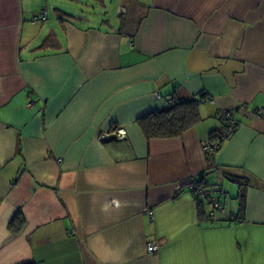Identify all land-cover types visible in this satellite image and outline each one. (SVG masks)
<instances>
[{"label":"crops","instance_id":"0c3cea01","mask_svg":"<svg viewBox=\"0 0 264 264\" xmlns=\"http://www.w3.org/2000/svg\"><path fill=\"white\" fill-rule=\"evenodd\" d=\"M202 94L180 136L141 130ZM241 103L209 168L199 139ZM261 107L264 0H0V264H264ZM113 128L125 138L97 140Z\"/></svg>","mask_w":264,"mask_h":264},{"label":"built area","instance_id":"2783aa9c","mask_svg":"<svg viewBox=\"0 0 264 264\" xmlns=\"http://www.w3.org/2000/svg\"><path fill=\"white\" fill-rule=\"evenodd\" d=\"M46 12L47 11L45 9H41L40 12L33 16V21L39 18L45 20L47 18ZM166 100L168 104L173 103V97L171 96L167 97ZM32 103L33 101L30 100L27 106H31ZM246 108L247 105L245 103H241L237 107L233 108H219L216 111V114H214L219 121V125L211 134L199 139L202 152L204 153L207 161L206 164H208L209 168L215 167V156L222 144L228 140V138H231L238 130L239 122L235 117V113ZM255 114L259 115V117H264V108L261 107L256 109ZM96 138L101 142L110 138L122 139L125 138V131L123 128H113L108 131H100L96 135ZM187 187V189H189L190 193L195 198L209 202L211 209L208 211V216L211 220H216L219 215L224 214V208L222 206L223 204L215 188L203 185L199 181L189 182ZM147 212L149 215L152 214L151 211ZM230 218L233 219L234 216H230ZM162 242L163 241L161 240L159 241L155 239L147 242L146 252L157 253V250L159 249Z\"/></svg>","mask_w":264,"mask_h":264},{"label":"trees","instance_id":"16d2710c","mask_svg":"<svg viewBox=\"0 0 264 264\" xmlns=\"http://www.w3.org/2000/svg\"><path fill=\"white\" fill-rule=\"evenodd\" d=\"M50 37L44 38L40 47L48 45ZM204 99V95L199 98L185 101L173 102L168 107L160 110L152 111L139 119V125L147 138H169L177 137L186 131L189 127L194 126L200 121L199 103ZM212 133V132H211ZM210 133V134H211ZM246 184L239 183L240 199L244 198L243 190ZM201 206L203 201H198ZM236 217L234 216V219ZM25 217L19 209L9 220L7 227L10 232L18 234L22 231L25 224ZM240 219V217H239ZM32 264V263H29Z\"/></svg>","mask_w":264,"mask_h":264},{"label":"rangeland","instance_id":"374dc122","mask_svg":"<svg viewBox=\"0 0 264 264\" xmlns=\"http://www.w3.org/2000/svg\"><path fill=\"white\" fill-rule=\"evenodd\" d=\"M47 7H48V8H50V5H48ZM48 8H47V10H46V11H48L47 13H49V15H50V16H52V15H51V13H50V11H51V10H50V9H48Z\"/></svg>","mask_w":264,"mask_h":264}]
</instances>
